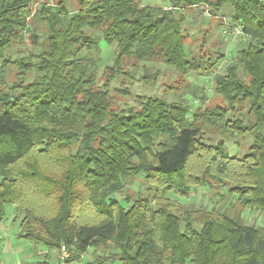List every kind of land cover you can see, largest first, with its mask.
Here are the masks:
<instances>
[{"label":"trees","instance_id":"16d2710c","mask_svg":"<svg viewBox=\"0 0 264 264\" xmlns=\"http://www.w3.org/2000/svg\"><path fill=\"white\" fill-rule=\"evenodd\" d=\"M167 1L163 10L134 0H78L76 8L0 0V60L26 40L40 49L10 61L19 64L17 83L0 82V224L13 208L20 237L49 256L66 249L64 264L99 247L105 259L88 264H264V226L177 201L214 179L247 210L264 212V0ZM197 8L226 17L244 39L213 76L225 105L148 96L138 110H117L112 91L132 75L127 62L145 79L155 62L177 74L200 70L183 28L184 12ZM106 47L113 60L99 76ZM211 130L255 141L237 157L206 141ZM136 179L152 196L117 199Z\"/></svg>","mask_w":264,"mask_h":264},{"label":"rangeland","instance_id":"374dc122","mask_svg":"<svg viewBox=\"0 0 264 264\" xmlns=\"http://www.w3.org/2000/svg\"><path fill=\"white\" fill-rule=\"evenodd\" d=\"M134 1L142 6L151 8H161L163 10L170 8L167 0ZM68 2L76 8L78 0H68ZM184 15L186 17L183 24L186 34V50L187 53L189 50L191 51V57H195V63L200 64V70H190L187 74H177L175 70L162 62H155L148 64L150 74H148L149 78L145 79L147 74L142 72L139 64L133 66L135 65L133 62H127L123 69L130 74L132 73L133 76H123L117 80L118 83L114 84L117 90L119 89L124 93L111 89L115 98L113 99L114 107L117 110L130 107L138 110L142 98L148 96L167 98L170 101H176V98L184 97L187 101L186 103L191 102L193 104L191 107L197 105L201 106V108H206L225 105L224 99L214 93L213 76L218 72L224 71L226 66L232 62L244 39L243 37L240 38L241 34L238 27H232L230 21L221 14H217L218 16L211 15L207 8L192 9L189 13L184 12ZM39 51L40 49H35L30 41L27 40L24 45L14 44L5 53V61L0 60V76H3V81L0 78V82L8 85L17 83L20 79L17 78L19 64L11 63L10 61L29 59L28 56L30 54H37ZM113 53V47H106L102 52L103 60L99 64L101 69L99 76L103 68L112 62ZM221 55L224 56L222 57ZM219 57L222 60L219 59L218 65L215 66L214 61H217ZM212 62L214 63L212 64ZM212 70L213 74L210 75ZM101 79L103 81L106 78L102 77ZM126 89L130 92V95H126ZM0 90L5 91L3 85H0ZM194 94L197 95L196 99L191 97ZM202 96L204 99L202 105H200L199 100L202 99ZM208 134L209 136L205 137L206 141L215 145L224 144L229 148L230 153L237 157H242L247 153L255 141L254 135L238 137V135L222 134L218 130H211ZM209 181L212 184L211 187L195 189L188 198H181L177 201L181 205L192 209L204 208L207 210L226 211L233 218L242 219L250 224L264 226V212L247 210L241 203L236 201V198H233L228 193L229 185L226 182H219L214 179H209ZM147 187L142 180L136 179L134 183L128 184L116 197L119 200L126 197L134 200L139 196H152ZM20 231V223L16 220L15 211L13 208L8 207L5 220L0 224V261L2 260L4 264L39 263L42 254L45 252L46 254L49 253L48 248L40 245L35 246L33 242L21 238ZM53 253L58 259L59 257L63 260L70 259L69 252L64 248L59 252H51V254ZM47 257L51 260L52 256ZM104 257L105 250L103 248H93L75 262L76 264H88L90 261L96 260L95 262H99L101 259L104 260Z\"/></svg>","mask_w":264,"mask_h":264},{"label":"crops","instance_id":"0c3cea01","mask_svg":"<svg viewBox=\"0 0 264 264\" xmlns=\"http://www.w3.org/2000/svg\"><path fill=\"white\" fill-rule=\"evenodd\" d=\"M47 256H49V253L46 254V252H45L41 256V261L39 263H34V264H64V260L61 257H59V259L56 258L55 257L56 256L55 253H53V254L50 255V257L52 256L51 257V260ZM2 263H3V261H2ZM22 264H29V263L24 262ZM72 264H76V262H73Z\"/></svg>","mask_w":264,"mask_h":264},{"label":"built area","instance_id":"2783aa9c","mask_svg":"<svg viewBox=\"0 0 264 264\" xmlns=\"http://www.w3.org/2000/svg\"><path fill=\"white\" fill-rule=\"evenodd\" d=\"M0 264H4V263L0 262Z\"/></svg>","mask_w":264,"mask_h":264}]
</instances>
